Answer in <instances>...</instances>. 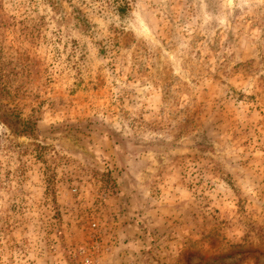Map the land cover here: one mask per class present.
Here are the masks:
<instances>
[{"label": "rangeland", "instance_id": "rangeland-1", "mask_svg": "<svg viewBox=\"0 0 264 264\" xmlns=\"http://www.w3.org/2000/svg\"><path fill=\"white\" fill-rule=\"evenodd\" d=\"M0 264H264V0H0Z\"/></svg>", "mask_w": 264, "mask_h": 264}, {"label": "trees", "instance_id": "trees-1", "mask_svg": "<svg viewBox=\"0 0 264 264\" xmlns=\"http://www.w3.org/2000/svg\"><path fill=\"white\" fill-rule=\"evenodd\" d=\"M5 97V89L0 84V98ZM0 120L9 125L13 131H16L17 133H26L27 128L29 127L28 124H24V121L21 120V118L17 115L9 114L6 111H0Z\"/></svg>", "mask_w": 264, "mask_h": 264}]
</instances>
